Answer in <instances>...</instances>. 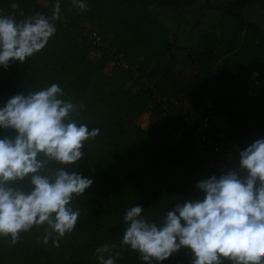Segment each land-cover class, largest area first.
Here are the masks:
<instances>
[{
	"label": "trees",
	"instance_id": "obj_1",
	"mask_svg": "<svg viewBox=\"0 0 264 264\" xmlns=\"http://www.w3.org/2000/svg\"><path fill=\"white\" fill-rule=\"evenodd\" d=\"M68 1L61 0L56 32L43 50L0 66V107L14 95L58 84L61 98L78 106L72 114L77 124L100 130L85 142L83 157L68 166L93 183L72 202L80 215L58 247L54 235L42 242L47 225L33 227L15 244L0 238V264H100L95 250L105 244L112 246L115 264H148L120 243L126 210L140 205L145 219L159 223L177 204L204 198L198 182L238 173L239 153L264 139V33L232 9L254 1L264 10V0H225L231 8L204 0L202 11L221 13L206 29L197 28V18L184 44L153 8L184 10L198 0H83L87 10ZM13 3L18 7L11 8ZM41 7L39 0H0V14L17 21L24 20L18 10L51 18L53 11ZM93 31L100 42L89 36ZM116 52L140 79L115 67ZM188 99L192 108L185 106ZM144 113H150L146 127ZM15 135L14 129L0 128V139ZM58 167L50 162L42 174ZM10 184L31 189L30 177ZM192 259L182 246L152 264Z\"/></svg>",
	"mask_w": 264,
	"mask_h": 264
},
{
	"label": "clouds",
	"instance_id": "obj_2",
	"mask_svg": "<svg viewBox=\"0 0 264 264\" xmlns=\"http://www.w3.org/2000/svg\"><path fill=\"white\" fill-rule=\"evenodd\" d=\"M73 3L87 10L83 0ZM60 12L57 0L51 18L36 13L17 21L0 14V66L24 62L43 50L56 32ZM62 96L61 87L53 83L14 95L0 107V128L16 132L13 138L0 139V238L12 244L21 233L47 225L42 242L47 244L54 235L53 244L58 247L59 240L73 232L80 215L72 202L93 183L68 166L83 157L85 142L100 130L77 124L72 114L78 106ZM50 162L61 167L42 174ZM239 168L246 170L243 178L229 171L198 182L204 198L177 204L159 223L145 219L142 206L130 207L123 216L127 227L120 243L148 264L165 260L182 246L191 250L192 264H223L225 260L264 264V139L239 153ZM26 177H30L29 191L11 186L10 182ZM95 251L100 264H115L112 246L105 244Z\"/></svg>",
	"mask_w": 264,
	"mask_h": 264
},
{
	"label": "rangeland",
	"instance_id": "obj_3",
	"mask_svg": "<svg viewBox=\"0 0 264 264\" xmlns=\"http://www.w3.org/2000/svg\"><path fill=\"white\" fill-rule=\"evenodd\" d=\"M57 2V1H56ZM56 2L49 4L47 3V0H39V5L42 6L41 10H44L43 8H46V12H51L54 9V6L56 4ZM60 2V7L64 6V4H61V0ZM68 6L70 5V7H73V0H69L68 1ZM204 0H198L197 2H195L192 6L184 9V10H177V9H165V8H153V11L158 15L160 21H162L163 23H165L166 25H170L171 27V31L172 32H177L178 35L181 36V44L187 43L188 41H183L182 38L184 40H186L189 36V31H191V27L194 24V22L197 20V18H200V23L198 25V29H206L208 28L213 22L217 21L219 14L221 13L220 11H216L214 9H210V10H201V5L203 4ZM214 4L216 6H220V7H227V8H231V6H227L225 5V0H213ZM66 5V4H65ZM66 7V6H65ZM219 7V8H220ZM218 9V8H217ZM235 12H240L242 13V16L245 18V20L247 21H251L254 22L256 24H258L264 33V10L261 9L258 4L254 1H250V3L245 4L243 7L240 6L238 8H232ZM182 17L183 21H181V24H177V22L179 21L178 18ZM184 18L186 19V21H184ZM176 27H178V29L176 30ZM196 32V31H194ZM190 38V36H189ZM191 40H193V36H191ZM195 41V40H194ZM193 42V41H191ZM184 103L186 104L185 106H191L190 105V99L185 100ZM193 106H191L192 108ZM164 110L166 111V109L164 108ZM149 114H145L143 115V125H145V127L147 126L146 124L148 123V121L150 120ZM158 120H161L164 117V114H161L158 116ZM209 162L211 161L210 159H208ZM238 173L240 175H243L242 173H244V171L242 169L238 170ZM238 174V175H239Z\"/></svg>",
	"mask_w": 264,
	"mask_h": 264
},
{
	"label": "built area",
	"instance_id": "obj_4",
	"mask_svg": "<svg viewBox=\"0 0 264 264\" xmlns=\"http://www.w3.org/2000/svg\"><path fill=\"white\" fill-rule=\"evenodd\" d=\"M17 15H19V16H21L22 18H24V19H26V18H30V17H32L33 15H31V14H27L26 12H24L23 10H18L17 12H15ZM26 13V14H25ZM90 37H92V38H94L95 39V41H97V42H100L101 41V39L99 38V36L96 34V32H92V33H90V35H89ZM112 63L113 64H115V67L116 68H119V69H122V70H127V69H129L130 71H131V73H132V75H133V77L135 78V79H140V74H139V72L136 70V69H133V67H131L130 66V64L124 59V56H123V54L122 53H114V55H113V60H112ZM144 80V79H143ZM143 80H141V81H143ZM209 105V104H208ZM212 121H214V118L212 119ZM215 150H217V151H219V150H221V149H219V148H215ZM225 154V153H224ZM233 160V156H231L230 157V155L229 154H227V160L228 161H230V162H232V160Z\"/></svg>",
	"mask_w": 264,
	"mask_h": 264
},
{
	"label": "crops",
	"instance_id": "obj_5",
	"mask_svg": "<svg viewBox=\"0 0 264 264\" xmlns=\"http://www.w3.org/2000/svg\"><path fill=\"white\" fill-rule=\"evenodd\" d=\"M247 3H250V2H247ZM247 3H245V4H247ZM245 4H243L241 6L243 7ZM238 7H240V6H237V7H234V8H238ZM238 13H240V12H238ZM240 14H242V13H240Z\"/></svg>",
	"mask_w": 264,
	"mask_h": 264
},
{
	"label": "flooded vegetation",
	"instance_id": "obj_6",
	"mask_svg": "<svg viewBox=\"0 0 264 264\" xmlns=\"http://www.w3.org/2000/svg\"><path fill=\"white\" fill-rule=\"evenodd\" d=\"M191 61V60H190Z\"/></svg>",
	"mask_w": 264,
	"mask_h": 264
}]
</instances>
